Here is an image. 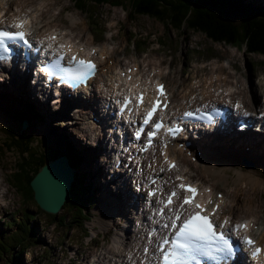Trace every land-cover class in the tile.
<instances>
[{"label":"rangeland","instance_id":"374dc122","mask_svg":"<svg viewBox=\"0 0 264 264\" xmlns=\"http://www.w3.org/2000/svg\"><path fill=\"white\" fill-rule=\"evenodd\" d=\"M16 1L18 2L19 0ZM23 1H29V0H23ZM255 1H263V0H255ZM46 3H49L48 6L49 8H51V13L56 15L57 22H59L58 20L60 19H65L66 14L69 12L79 13V11H77L74 8V6L71 5V2L69 0H46ZM65 3L68 4V6L65 8L63 13L61 14L54 13L55 8H58L60 5H64ZM32 4L34 3H31L30 5ZM97 9L100 12L98 20H102L103 22L105 21V25L107 26V29H110V31L115 33V40L117 44H122L123 42H126L128 45V42H133L134 39L133 35H135V32H133L131 28L134 27L137 31L136 37H138L139 43L146 45L148 44V42H152V37L150 35H147L145 40H142V38H140V34H142L141 36H144L142 29L148 27L149 28L148 30H151V32L157 31L159 33L160 40L162 42L169 44L166 45V47L170 49L171 55L173 56L172 63L176 66V70L178 69L179 64L183 63L184 70L187 73L186 74L187 78L196 77L193 70L190 71V69L197 68V66L198 69L202 68L201 70L198 71V74L199 73L203 74L204 72H207L208 70L211 69H215V70L223 69L224 71L225 70L234 71L235 68L236 72L235 71L230 72V74L232 75L228 76L227 79H231V77H233L234 75L236 76L235 77L236 80L239 79L240 81L243 82V84H245L246 93L243 94L246 97V101L250 102L249 96L251 95V91L255 96H260V94L264 92V56L263 55L255 54V53H248L247 55L245 54V52L241 51V48L239 49L237 45H230V44H225L223 42L212 41L207 39L204 35H201L200 33H193L190 31L186 33L175 32L174 30H170L167 26L163 27L161 22L157 20L153 21L146 17L137 19L134 16H132L133 19H131L129 16H126V11L123 6L110 7V5L105 4L103 6L99 5ZM52 10L54 11L52 12ZM70 16L71 15H69L68 18ZM73 18L74 17L71 18V21ZM164 29H166L167 31ZM119 48L120 47L116 46L114 49L115 50L118 49L119 51L120 50ZM126 51L128 53L130 52L128 48ZM227 63L231 64L233 67L227 69L228 68L226 66ZM201 64H204V66H201ZM212 66H217V69L211 68ZM188 73H191L192 75L189 76ZM170 76H171L170 79H172L173 82L176 81V75L173 76L170 75ZM5 89H7V87H4L2 90ZM7 90H11V87L9 86V89ZM0 96L2 98V101H4L5 96L2 93L0 94ZM13 99L14 102L9 103V107H7V110L9 111V121H7V123H1L8 127L17 124L18 122V119L16 118L17 111L20 109L19 112H21V109L26 108V106L24 105V99H21V101L18 103L16 97H14ZM13 106H15V108ZM47 114H45L44 116L43 122L40 125L41 127L39 126L35 129L36 131L35 138L46 144V146L42 147L44 152L50 150V154L51 153L56 154L57 152L55 146L61 147L59 145L60 140L59 137L57 136V132L54 130L55 125H52V123L46 121ZM57 118H59L58 120H61L60 119L61 117L59 115ZM58 125L59 127H61L60 124ZM22 129L23 130L26 129L25 131L32 130L30 126H28V128H22ZM64 129L65 128L61 127V130H63L62 132H65L66 129L65 130ZM0 133L4 134L2 131V125H0ZM43 136L46 139V141L49 142L50 144H47L44 141V138H41ZM1 142L2 139L0 138V143ZM74 143L78 146H81L78 143V141H75ZM226 145L227 144H224V147ZM33 148H35V146H33ZM240 148L242 149V147ZM259 148L263 149V145H260L257 148V150ZM243 151L244 150L242 149L241 154L237 155L236 157H231L226 161H222L223 163L222 162L220 163H222V165L226 162L237 163L243 168L247 167V166L245 167V164L255 163L256 165L254 164V167L246 168V170L250 169L248 173L246 172L245 175L236 174L234 172V169L228 170V168H222L221 165L218 171H220L223 174V176H225V178H222L224 181L222 179L218 180V178H214V179L220 182L218 184L219 187H221V185L223 184H227L226 186H223L222 189L226 188L228 190L231 196L230 198L231 203L234 199L238 200L237 202L241 205L240 212L246 213L248 215L250 214L251 211V214L255 216H259V215L264 216V168L259 164L256 157L251 158L247 154H244L241 158V162L243 165L241 163L239 164L238 160L239 157L242 155ZM15 154L16 153H13L10 150H2L0 153V163L1 164L4 163V165H6L9 168L10 167L9 163L19 158V156H14ZM59 155L61 156L62 154L59 153ZM70 155L72 158L73 156H75L74 153H71ZM263 156L264 155L259 156V158ZM71 162H73L72 159ZM82 162L83 160H79L76 166L83 167ZM90 162H91V158L89 156V162L86 160L84 164V166L87 167V169L89 168ZM197 164L200 165V161H197ZM62 165L67 166L66 163ZM201 168L202 166L200 165V169ZM252 169H256V170H252ZM216 172L217 171H214L215 175ZM252 172L253 175H249ZM205 175L207 176V174ZM241 175L245 176V178H242ZM232 176L238 177L239 180H234ZM258 176H260L261 180H263V185L254 187L251 181L257 178ZM16 197L18 199L17 193H16ZM234 204H236V201ZM27 206L36 209L35 203L32 202V200L28 201L26 207ZM19 207L22 208L23 206H19ZM16 212L17 210L14 213ZM46 213L45 211L42 212L40 210L39 217L37 218L36 221L37 230L39 231L40 236L43 238V240L39 241L41 243L38 244L37 242L35 244V242L32 241V245L33 244L35 245L34 246L30 245L32 246L31 248H28L25 251L23 250L22 252L23 264H74L76 260L83 261L85 251L91 245L96 244V242H98V246L91 247L90 251H94V250L103 251L105 254L107 253L106 256L111 255L108 254V250L114 243L115 239H113L111 235H108L107 240L101 239L100 237L99 241H97L95 232H93L92 229L88 232L89 235L86 237L84 235L86 233L85 228L84 227L81 228L80 225L81 223L78 224V222L74 221L73 210L72 212L66 214L65 221H61V224L51 222L50 216H48ZM2 218L3 220L1 221V223L2 225H4L6 221L11 219V215L7 214L6 216H2L0 220ZM87 223L91 225L89 222ZM5 230L6 231L4 232L3 235L5 242L9 237L16 235L11 233L12 231L11 226L8 229L6 228ZM4 260L5 258H2L0 260V264H3Z\"/></svg>","mask_w":264,"mask_h":264},{"label":"trees","instance_id":"16d2710c","mask_svg":"<svg viewBox=\"0 0 264 264\" xmlns=\"http://www.w3.org/2000/svg\"><path fill=\"white\" fill-rule=\"evenodd\" d=\"M84 1L89 6L98 7L108 4L123 6L130 15L137 19L146 17L161 22L163 27H168L175 32L200 33L207 39L238 45L244 43L245 54L255 53L264 56V1L252 0H78ZM182 26V27H181ZM166 30V29H164ZM167 31V30H166ZM8 146H16L19 153L28 150L27 157H22L16 162L14 178L21 187L22 193L32 202L33 189L30 180L39 166L45 160L44 152L30 149V138L24 132H16L15 139L7 142ZM1 148V145H0ZM55 156V154H53ZM38 158V159H37ZM13 162V161H11ZM74 182V183H73ZM76 177L71 182V193L68 194L61 206L60 216H51V222L61 224L59 219L65 217L70 210H75L77 186ZM75 184V185H74ZM72 195V196H71ZM29 196V197H28ZM71 196V198H70ZM39 212V206L35 203ZM78 215L74 212V221ZM34 213L26 210L21 220L15 225L16 230L6 242L0 238V260L5 258L3 264H23L22 252L31 248L32 241H41L36 237L35 226L30 221ZM20 230V231H19ZM17 237V238H16ZM14 238V239H13ZM33 244V245H35ZM32 245V246H33Z\"/></svg>","mask_w":264,"mask_h":264},{"label":"snow or ice","instance_id":"6c2138e0","mask_svg":"<svg viewBox=\"0 0 264 264\" xmlns=\"http://www.w3.org/2000/svg\"><path fill=\"white\" fill-rule=\"evenodd\" d=\"M24 21L18 24L11 25L10 27L14 29H21L19 31H9L5 29H0V61H6L11 58L9 42L22 41L24 45L29 44L27 39V33L23 31ZM54 39V38H53ZM61 47H64L61 45ZM95 51V50H93ZM56 60L53 65V71L50 75H60L62 82L71 83L73 85H79L85 83L87 79L95 74V64L90 60L78 59L73 56L68 62L69 67H62L61 60ZM159 96L153 103V107L148 111L147 116L144 120L145 124L151 122L152 117L156 114L160 107H167V103L163 102L160 97L166 96L164 92L163 85H158ZM140 103L144 102V94L141 93L139 97ZM130 102V100L128 101ZM239 107V105H237ZM186 117H192L193 112L184 113ZM163 126L162 121L155 124L156 129H160ZM172 132L180 131L179 128L169 129ZM137 136L140 132L136 133ZM151 136L156 135L155 132L150 133ZM150 143V142H149ZM170 167H175V162H169ZM177 179L182 180L183 177H177ZM185 192H191V196H185L180 203L179 207L184 208L185 205H191L195 203L196 196L199 190L190 184H180L178 186ZM210 191V190H209ZM153 195L155 193H152ZM177 196L176 192H172L168 197L167 204L173 203V198ZM208 203H212L211 200ZM195 207L200 209V211H194L185 215L184 213L175 214L174 219L170 217L172 223L164 224L163 227L168 229L171 228L174 231L171 232L170 236H165L162 241L158 243L157 252L160 254V264H194L198 257H207L212 259L219 264L221 260H227L234 254V249L231 240L226 236L223 231H218V226L214 224L212 217L215 215L216 211L219 209L217 204L209 212L204 204L196 203ZM183 217V218H182ZM177 221H179V226H177ZM229 221L224 220V224L219 227H224ZM247 223L236 224L235 230L247 228ZM244 242L252 247L255 245V241L251 237H244ZM147 251V249H145ZM264 253V249L260 247H255L252 255L259 256Z\"/></svg>","mask_w":264,"mask_h":264},{"label":"bare ground","instance_id":"6f19581e","mask_svg":"<svg viewBox=\"0 0 264 264\" xmlns=\"http://www.w3.org/2000/svg\"><path fill=\"white\" fill-rule=\"evenodd\" d=\"M26 2L27 1L19 0L18 2H15L14 7H12L10 5L11 4L10 2H8L6 0H0V11H2L6 7V5L9 6V10L12 11L13 13H15L19 7L22 8L23 10H29L31 22L34 25V27L39 29V30L48 29L49 25L47 23H45V22H42V20L39 19L40 14H35V9L31 8V7H34V4L30 5V7L27 9L28 4H26ZM44 3H46V0H44ZM72 17H73L72 15L69 17L70 24H75V23L83 24V21L79 20L80 21L79 22L78 19H76V18H73L72 21H71ZM66 29H67V27H66ZM66 29H62L61 32L64 31L65 32L64 35H69L65 31ZM71 32H72V30H71ZM83 44H84V42L82 40H80L78 42V45H83ZM222 70L223 69H220V70H218V72H214V70L212 69V71H210L209 74L196 76L195 79H194L195 81L192 83V85L187 83L190 86V89H191V92H192L191 96H193L194 98L205 97L209 101H211L213 98L223 99V100L226 99L225 95H219V94H215L214 93V91L211 88L212 85H214L216 89L221 87L225 92L226 91H230L232 93L233 98H238V102L239 101L244 102L245 101L244 98H242L238 94V93L241 94L243 92L244 87L237 88V89L235 88V90H233L232 89L233 83L231 81H226L225 80V79H227V77H226V75H223ZM229 72H234V71H230L229 70ZM13 85H16V82L12 80L11 84H5L2 88H0V94L2 93L5 96V100L4 101H2V98L0 96V117H1L0 118V123H7V121H9V111L7 110V107H9V103H13L14 102L13 98L14 97L17 98V103L20 102L21 99H23L22 96H19V95L16 94L17 92H16V89L14 88ZM9 86L11 87V90H7V89H9ZM4 87H7V89L2 90ZM12 89H14V90H12ZM14 91H15V93H14ZM196 91H198V93H200V94H197ZM236 92H238V93H236ZM189 103L197 104L198 102H197V100H194V101H191ZM260 103L263 106V108L261 109L263 111L264 110V100H261ZM24 105L26 106L25 101H24ZM13 107L15 108V106H13ZM19 110L16 113V118L17 119H19V117L21 115H23V113L25 112L26 108L21 109V112H19ZM59 116L61 117L60 118L61 120H58L59 119V118H57L58 115H53L50 112H48V114L46 116V121L52 123V125H55V126H59L58 124L62 125V123L64 121V118H65V115L59 114ZM28 126L29 125H25L22 128H28ZM173 133L174 132H171V131L168 132V133H164L163 130H161L159 132V134L154 138L155 143H158L161 146L163 152H170V154L175 157V159L173 160L175 162V165H176L175 167H170V168L166 167V163L169 162L168 160H166V161L163 162V166L164 167L161 170L162 174L169 175L171 177L177 176V175L179 176L180 165H181L180 162L178 161V160H180L178 155L176 154V152L174 153V149L172 147L168 146V144L170 143L169 139L171 137L174 138ZM57 136H58V134H57ZM59 140H60L59 141L60 142L59 145L61 146V147H57V148L60 149L59 153L62 154L61 157L64 156L66 158V160L69 161V157H68L66 151L64 150V148L62 147V141H61L60 138H59ZM56 143H58V142H56ZM164 145H165V147H163ZM79 154H80V157H81L80 160H83L82 164H83V167H84L85 171L83 170L82 166L81 167H77L76 165H73V164L69 163L70 170H68L67 166H65L66 168L64 170L57 171V172H55V174H57V176L62 177V178L63 177L69 178L71 175L69 177H66V176H68L70 172L72 173V178H75V177H78V176L79 177L83 176L88 171L87 167H85L84 164H85L86 160L89 162V155H87L88 154L87 152H82V150H79ZM230 154H231V156H230ZM239 154H241V152H240V148H239L238 145H234L233 147H227V149L226 148L225 149L221 148V149H219V150L214 152V156L210 152H208V155L206 157L208 162H205L206 160H204V163H202L203 170L201 169V172L207 174V177H209L211 180H216L214 178H218V180H221L222 178H225V176H223V174L220 171H218V169H220L219 167L223 163L222 161H226V160H228L231 157H236ZM246 154L249 155L251 158L256 157V159L258 160L259 164L264 168V156L261 157V158H259V157L257 158L256 155L249 154L248 151L246 152ZM220 162H222V163H220ZM61 163L62 162H56V164H58V165H60ZM214 163H216V164H214ZM78 166H79V164H78ZM221 167L222 168H228V170L229 169H234V172L236 174H244V175H245L246 172L248 173L249 170H250V169L246 170V168H243L242 166L238 165L237 163H232V162H229V163L226 162ZM183 169H184V171L190 170L186 166H183ZM252 170H256V169H252ZM214 171H217L216 172L217 176L215 175ZM208 173H209V175H208ZM249 175H253V172L251 174H249ZM211 176H212V178H211ZM120 177L122 179H124V177H122L121 175H120ZM182 177L185 178V179L189 178V176L187 174H183ZM233 178H234V180H239L238 177H233ZM251 183H252V185L254 187L261 186V185H263V180H261L260 176H258L257 178L252 180ZM226 185L227 184H223V186H226ZM208 186H210V185L208 184ZM239 188H240V186H239ZM224 192H225L224 193V195H225L224 199L221 200L222 203L218 204L219 205V209L216 211L215 215L222 216L224 213H227V214L233 216L237 220L241 219L242 221L246 222L248 227L245 228V229H241V230H243L246 233L251 232V233H253L255 235V240H256L255 245L256 244H263L264 245V216H262V215L256 216L258 218V222H259V224H258V222L256 221L255 215H253V214L247 215L246 213L240 212V209H241L240 206L241 205L237 202L238 200L234 199L232 201V203H231L230 202L231 196H230V194H229V192H228V190L226 188H224ZM209 196H211V198L214 199L212 194H209ZM235 201H236V204H234ZM220 205H221V207H220ZM250 213H251V211H250ZM112 248L114 250L113 253L120 252V250H121V242H120V244L113 243L112 244ZM135 248H137V250H139L141 248V244L138 243L135 246ZM124 252H125L124 257L127 258L128 254L130 252L129 248H124ZM105 257L106 256L99 257V260H101V259H103ZM143 257L149 258L150 256L148 255V253H143Z\"/></svg>","mask_w":264,"mask_h":264},{"label":"water","instance_id":"95a60500","mask_svg":"<svg viewBox=\"0 0 264 264\" xmlns=\"http://www.w3.org/2000/svg\"><path fill=\"white\" fill-rule=\"evenodd\" d=\"M56 162L67 164L64 156L59 159L46 162L31 180V186L34 191V198L42 209L49 212H57L61 207L64 199L67 197L68 187L72 180V173L69 178L59 177L55 172L62 171L66 167L62 164L58 165ZM68 166V165H67ZM68 169L70 170L69 166Z\"/></svg>","mask_w":264,"mask_h":264}]
</instances>
